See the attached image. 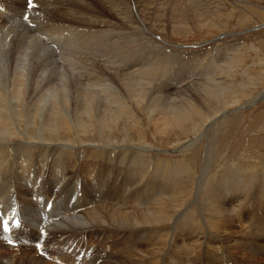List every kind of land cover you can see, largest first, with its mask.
<instances>
[{"label":"bare ground","instance_id":"bare-ground-1","mask_svg":"<svg viewBox=\"0 0 264 264\" xmlns=\"http://www.w3.org/2000/svg\"><path fill=\"white\" fill-rule=\"evenodd\" d=\"M167 1L168 0H136L138 8H141L139 9L140 18L138 17L140 23H142V13L146 8V6L144 8L142 3L149 5V9H154L152 18L157 21L163 14H169L170 20L179 23L181 21L185 22V20L191 18L193 20H199L209 12V8L206 7L204 1L196 5H193L194 0L181 1L183 5L175 9H171L170 7L168 9L166 6ZM0 2V17L2 14L6 15L7 5L12 8L13 12L17 9L19 13L22 9L33 8L28 6L27 0H0ZM32 2L35 6L42 2L57 14H53L48 22L44 21L45 24L40 23L42 18L39 20L41 25L40 27L38 25L39 28H37V31L40 33L39 36L43 38L44 45L39 41L41 37L38 35H30L26 41L27 38L24 37V35L27 36L28 32L23 31V37H17L19 38L17 42H15V38V40H12V43L3 39L6 43L3 42L0 46V226L4 227L5 222H7L8 225V216L15 210L16 215L14 218L25 217L28 220V225L35 230L34 233L37 234V231L42 233L46 231L49 237L60 238L65 236L64 238L68 241H73V245L76 244L74 255H76L81 263L94 261L97 264H203L196 251L197 249H205V243L202 244L203 241L200 242L199 239H196L202 232L200 234V230L198 231L195 225L194 211L192 213L191 209L186 205L189 197L191 198L193 196H191L190 193L182 192V190H176L175 183L179 181L177 180L179 176L178 173L181 174L182 172L176 171L178 168L176 169L175 164V168H168L166 165L169 164L167 163L164 165L165 162L162 163V161H160L162 157H159L158 151H154L152 146L147 142L138 141L136 144H121V146L109 145L107 147L97 142L94 145L86 146L84 143L86 141L83 140L84 138L82 139V137L86 136L84 134L87 128L85 129L84 126V128L80 126L81 120L79 119L81 115H83L84 118L91 119L95 114L96 122L99 124H97V126L105 128L109 126L110 121H112L111 123H115L122 118L123 114H129L126 111L128 107H126L124 103V98L126 96L117 99L118 97L116 98V96L120 94V92L115 89V93L109 81L113 80L118 82V84L121 85L120 89L123 91V94H127L129 99L132 96L137 97L135 100L142 104L144 99L150 98L152 96L150 93L154 91L156 94H159L162 99L166 100L170 92H177V89L180 90L184 88L186 85L184 81L186 83H191L194 80H192L193 77L190 79V74L193 69L183 68V70H181L184 71L183 76H179V73H177L173 77L167 71L168 66L163 59L165 65L162 63H160L161 67L158 65L162 75L157 74L159 71L157 70L158 67L156 68L154 66L157 65L162 58L159 57L156 59L154 57L153 59V57H148V55L142 56L138 54V51H136L137 48L134 47L136 44L133 46V39H129L130 33H132L134 28L130 26L132 25L130 22V14L128 12V7L124 3L126 0H32ZM154 3L156 4L154 5ZM199 4H203L202 6H204V8ZM160 5L162 8L159 7ZM133 6L135 7V4H133ZM167 11L168 13H166ZM23 12L24 11H22V13ZM32 12L33 11L26 13L31 14ZM96 18H99V20H96ZM110 20H114V22L118 21L115 23L116 25H114ZM14 22H16V20H7L4 27L1 22L0 35L3 32L5 35L9 36L8 32L12 31L14 28L12 27ZM36 24L37 21L35 25ZM35 25L33 26L35 27ZM38 37L40 38L38 41L41 44L37 42ZM117 38L122 40L116 41ZM36 44H38L37 47ZM6 45H10V51L3 53V49L8 47ZM54 49L59 52L57 57L62 64L65 62L70 68L74 65L75 56L80 52H82V55H85V57H87L88 54L91 57L96 51L102 52V54L107 57L108 62L113 61V64L119 65L121 68L118 66L116 67L120 68V70L115 68L113 72L109 70L110 68L108 66L106 70L103 68V70L110 75V79L105 80L106 82L104 83V85L109 87L105 88L104 96L109 97L108 99L110 102L117 104V107H115L116 109L113 108V110L109 106L107 107V105H109L105 103L107 101L100 107V102L98 103L100 99L99 95H97L98 92L96 94L93 92L94 88L97 86L96 84L100 82V78L98 77V73H95L93 69H90L93 72L87 71L85 73L84 79L81 78L83 81L81 84H83L82 87L84 90H75L78 87H74V91L72 90L73 97H71L70 100L71 90L69 91L68 83L71 81L66 82V73L61 71L62 73L59 75L58 79L54 76L57 80L50 77V66L57 61L56 55H53V52H51V50L54 51ZM48 50L50 52H48L46 59L42 57L43 59L38 61V63L37 61H33L32 58L39 60V56L47 53ZM79 58L80 56H78L76 60ZM95 58L96 60L99 59L97 57ZM192 58H195V56H192ZM102 59L104 61V58ZM157 60L158 62H156ZM187 63L190 64V66L195 64L193 59L183 64L187 65ZM229 63H232L231 60ZM207 67L209 68V66ZM8 68H10V70H8ZM66 68L68 69V66ZM227 72L228 71H226V73ZM218 75H220V73ZM201 79H199V81ZM211 79L212 78H210V80ZM202 82L205 83L204 81ZM151 86H157V89ZM216 86H219V84ZM37 87H41L43 91H37ZM229 88L231 89V86H229ZM205 89L206 96L203 98L209 97L207 95L211 94V90L207 89V87ZM220 90L222 91V89ZM233 90L230 91L233 93ZM217 91L219 90L217 89ZM185 92L186 91H184V93ZM113 93L114 95H111ZM196 97L194 98L196 99ZM178 99L184 100L181 96ZM10 100L14 103L8 105L7 101ZM148 101L153 103L154 100L148 99ZM184 101L186 102L173 104L171 109H166L167 111L161 109L162 107L156 109L151 106V110L149 111H152L153 115L151 116L147 113V116L150 118V121L154 122V126L158 133H165L167 130L179 128L181 134L188 125H191L192 129H201L204 128V126L209 123V120H212V117L216 114L214 113V115L212 114L213 116H210L209 113H206V109V114L202 115L200 112L196 113L195 109L191 107L189 99L187 98V100ZM198 101L199 99L197 102ZM17 103L18 105L14 107V104ZM167 105H169V103ZM10 111L12 112L11 114L15 116L26 114L24 117L28 118V121L31 122L36 118L39 120L38 117L41 116V126L35 129H21L19 126L17 127L18 124L13 126L15 122L13 118L15 116L13 115L14 117L12 118L6 113L9 112L10 115ZM66 117L68 118L67 121L71 122L70 124L66 121ZM195 118L199 119V123L203 125L202 127L199 123H195ZM22 119L24 121L25 118ZM28 124L30 125L33 123ZM197 125L199 126L198 128H196ZM22 126L24 127V124H22ZM211 128V124H209L207 129ZM102 129H99V131L103 135L104 129ZM79 134L82 136L79 137ZM71 136L73 137L72 139ZM99 140L103 141L102 136ZM154 155H156V157H154ZM207 165L202 173L204 176ZM188 168L190 169L191 167ZM25 177L27 178L25 179ZM21 181L28 182L26 191H23L22 186H20ZM180 182L182 181L180 180ZM186 182L187 181H185V183ZM190 183H194V181ZM246 185H248V187L250 186L249 184ZM182 187H184V185H182ZM188 187L190 188V186ZM253 191L254 194L251 196L253 205L257 210L264 211L263 183L254 186ZM249 192H247V188L241 184L239 177L234 173L228 176L227 179L221 180V182L217 184L215 190H208V193L205 194H195L197 198L193 201L199 203L203 202L204 205L202 204L201 206L203 209L202 211L209 212L208 209L212 208L214 214L217 216H211L212 212H210V216H206L207 212H205V215L202 216V221L207 224V226L204 224L205 231L211 233L213 229L212 231H214L215 234H221L226 238H229L232 232L238 234V238L235 241L233 240V244L230 243L231 241H229V244L226 241L219 240V245L213 247L215 243H212V241L216 238L212 236V233L211 235L208 233L210 236L204 233V239L209 240L206 245V252L204 251L202 255L206 257L211 255L212 258H210V261H213L212 263L210 261H205L206 263L204 262V264H226L227 261L225 257L227 258V255L225 251L227 245L229 247L231 245L235 246L236 249L243 248L244 251L246 250L250 253H260L262 251L250 248L246 243L244 244L243 241L241 242L239 237L242 231L240 229L238 231L231 230L230 225L232 224L229 225L230 227L225 224V221L231 217L230 215H232V217L233 215L235 216L236 212L241 209V206L239 207L240 209H236V207L240 205V201L243 200L242 197L244 194ZM207 196L209 200L204 199ZM206 200L208 201L204 203ZM56 205V211L60 212V210H63L64 214L61 215L58 213L53 219L50 218L51 214L41 217L35 212L36 207L44 209L45 207L49 208V206ZM251 206L252 204L250 208ZM42 214L43 213H41V215ZM203 214L204 213H201V215ZM41 223H43V226H38ZM234 226L237 227V225ZM49 228L55 231V233L49 235ZM164 229L166 230L164 231ZM66 236H68V238ZM91 243H93L92 246ZM86 244L89 248L85 247ZM68 246L69 243L63 240L58 244L57 250L66 249ZM200 246H202V248H200ZM209 247H212L213 250H210ZM173 248L182 249L184 251L180 256L182 258L176 256L174 253L175 251L172 250ZM219 260H221L220 263ZM11 262L10 259L3 261L4 264H11Z\"/></svg>","mask_w":264,"mask_h":264},{"label":"rangeland","instance_id":"rangeland-1","mask_svg":"<svg viewBox=\"0 0 264 264\" xmlns=\"http://www.w3.org/2000/svg\"><path fill=\"white\" fill-rule=\"evenodd\" d=\"M181 1L185 2L187 0H168L166 2V6L168 9H169V7L171 9L180 8L183 5V3H181ZM201 1H204L206 3V7L209 8L208 9L209 12H207L199 20H193L190 17L191 19L185 20V22L181 21L180 23L177 21H174V20H170L169 14L168 15L163 14V16H161V18L158 21L153 19L152 14H154V9H149V5H146L144 3H142L144 5V8L146 6V8L148 10L146 8L144 9V12L142 13V17H143L142 23H140V21H139L140 20L139 19L140 18L139 9H141V8H138L136 0L135 1L126 0V2L128 4L126 2H124L125 5L128 7V12L130 14V22L133 25V26L132 25H130V26H131V28H134L132 33H130L131 37L129 36V39L130 38L133 39V41L132 40L131 41L133 42V46L136 44L134 47L137 48L136 51H138V54H140L142 56L148 55V57H153V59H154V57L156 59L159 57L162 58V60H160L159 62H158V60L156 61V62H158L157 65L154 66L156 68L158 67V65H159V67H161L160 63L165 65L163 63V59H164V61H166V65L168 66L167 67L168 69L167 68L166 69L171 74V76H173V77L177 73H179V76H183L184 71H181V70H183V68L193 69L194 71L192 70V73L190 74V79L193 77L192 80L193 79L194 80L191 82L192 84L186 83L184 81V84H186L184 86V88H181L180 90L177 89L178 90V91L176 90L177 92H170L169 97L166 100L162 99V97L159 94H156L154 91V92L150 93V94H152V96L150 98H148V99L154 100L153 103H150L148 101V99L146 98V99H144L142 104L135 100L137 97L132 96L129 99V96H127V94H123V91L120 89L121 85H119L118 82L113 81V80L109 81L110 82L109 84L112 86V89L114 88V92L116 90L117 91L119 90V92H120V94L117 93L118 94L116 96V98L118 97L117 99H119V97L124 98L126 96L124 98L125 99L124 103L126 104V107H128L126 111L129 114H126V115L123 114L122 118L117 120L115 123H111L112 121H110L109 126L105 127V128H103L101 126H97L98 123L96 122L95 114H94L95 117L92 116L91 119L84 118V116L81 115L82 117L80 116L79 119L81 120V122H83V121L84 122L83 123L80 122V126L81 127L84 126L85 129L87 128L85 130V134H84L86 136L82 137V139L84 138L83 140L86 141V142H84L86 146L94 145L98 142V144H100L102 146H106V147L109 145L110 146L111 145L112 146H115V145L121 146V144H130V143L136 144V142L138 143V141L147 142L152 146L154 151H158L159 157L160 158L162 157L160 159V161H162V163L165 162L164 165H166V163H167V164H169V165H166L168 168H175L176 167V169L178 168L176 171L182 172L181 174L178 173V175H179L178 178H180V179L177 178V180H179V181H176L178 184L175 183L176 184V190H179V191L182 190V192H185L188 194L190 193V195L193 196L191 198L189 197V200L186 203V205L189 209H191L192 213L194 211L193 215L195 217V225L198 228V231L200 230L199 233L201 234V232H202V234L196 239H199L200 242L203 241L202 244L205 243V249H202V250L197 249L196 251L198 253V257L201 259L203 264L205 261L206 262L210 261L211 260L210 258H212L211 255L209 257L202 255L204 251L206 252V248H207L206 245H207L208 240H209V239L208 240L204 239V237H203V236H205L204 233L207 235H209V234L211 235V233H212L213 234L212 236L216 238V239H214V241H212V243H215L214 244L215 246L212 244L213 247H217L216 245H219V242H220L219 240H223L224 242L226 241L227 243H229V241H231L230 243L233 244V242L238 238V234H235V232L234 233L232 232L231 235L229 236V238H226V237H223L221 234H215L214 231H212L213 229L211 230V233H209L208 231H205L204 227H205V225L207 226V224H206V222L202 221L203 220L202 216H204L205 212H207V211H205V212L202 211L203 209L201 208V206H202L203 202L199 203L197 201H193L197 198L195 196V194L197 193L198 195H200V194L208 193V190H211V191L213 189L215 190L217 187V184H219L221 182V180L223 181L224 179H227L228 176H231L235 173V175H237L239 177V181H241V184L243 186H245V188H247V192H249V191L250 192L247 194H244V196L242 197L243 200L240 201V205H237L236 209L237 208L238 209L241 208V209L238 212H236L235 216L233 215V217H232V215H230L231 217L229 216L230 217L229 219L227 217L228 220L225 221L226 223L225 222L224 223L227 224L228 227L231 226L230 227L231 230L238 231L240 229L242 231V233H241L242 236L240 235V237H239V239H241V242L243 241V243L244 244L246 243L248 245V247L255 248L256 250H262L263 252L261 251L260 253H253V252L250 253V252H247L246 250L244 251L243 248L236 249L235 246L231 245L229 247L227 245L225 253H226L228 259L225 257V260L227 261L226 264H228V263L229 264L230 263H232V264H264V246H263L264 245V234H262V233H264V229H263L264 228V211L257 210V208L253 205L252 198H251L252 194H254L253 193L254 192L253 191L254 186H256L259 183H261V184L263 183V185H264V180H263L264 179L263 178L264 177L263 176L264 175L263 174L264 173V0H213V1L212 0H207V1H205V0H194L193 5H196V4L200 3ZM132 2H135V3H132ZM130 3H131V9H130ZM0 4H1V2H0ZM133 4H135V7L133 6ZM155 4L156 3H154V5ZM199 5L202 6L203 4H199ZM44 6H46V7H44ZM159 7L162 8L161 5ZM202 7L204 8V6H202ZM202 7H200V8H202ZM6 10H7V12H5L6 15L2 14L0 17V24L2 25V23H3V27H4L7 20H11V19L16 20V22H14V24L12 26V27H14L12 29V31L8 32L9 36L5 35L2 32V34L0 35L1 36L0 39L2 38L0 40V46H1V44H3V42L6 43L5 40H8L9 43H12V40L16 39L15 42H17V40L19 39L17 37L22 38L23 33L26 31L28 33L31 31L30 32L31 34L27 33V36L24 35V37L27 38L26 41L28 40V38H29L28 36H30V35H32V36L38 35L39 36L40 33L37 31V28L40 27V25H41L40 23L45 24V22H48V20L53 16V14H57L54 10H51V8L49 6L44 5V3H42V2L36 4V6L33 8H28V9L26 8L24 10L22 9L20 13L23 16L18 12L17 9L13 12L12 8L8 5L6 7ZM22 11H24V12L22 13ZM30 11H33V12L31 14L26 13V12H30ZM115 11H117V10H115ZM168 11L166 13H168ZM48 12H49V14H48ZM39 13H42V14H39ZM37 16H39V17H37ZM24 17H27V19H25ZM40 18H42L41 19L42 21H40V23H39ZM92 19H94V18H92ZM96 20H99V18L98 19L96 18ZM36 21H37V24H36L37 26L35 25ZM110 21L114 25H116L115 23L118 20L116 22H114V20H110ZM168 21H170V22H168ZM31 23H32V25H31ZM24 24H26V25H24ZM33 25H35V27ZM38 25H39V27H38ZM26 26H28V27H26ZM29 27H31V28H29ZM138 27H139V29H138ZM63 32H65V31H63ZM135 33H137V34H135ZM39 37H41V36H39ZM39 37L37 39V42L40 41L44 45L43 38L41 37V39H42L41 40ZM3 39H5V40H3ZM119 40H122V39H120V38L116 39V41H119ZM137 44H138V46H137ZM6 46H8V47H6V48L3 47V48H5V49H3V53L10 51V47H9L10 45H6ZM37 46H38V44H36V47ZM144 47H146V48H144ZM147 47L149 48V50ZM54 51L51 50V52H53V55H56V59H57L56 62L57 63L55 62L54 64H51V66H50V70H51L50 77H52V79L57 80L59 75L62 72L66 73V75H65L66 82L71 81L70 83H68L69 91L71 90L70 100H71V97H73L72 94H73V91L75 89L74 87H78L75 90H79V91L84 90V88L82 87L83 84H81V83H83L81 78L84 79L85 73L87 71L93 72L90 70V69H93L95 73H98V77L100 78L99 80L101 82V83L98 82L96 84L97 86L93 90L94 94H96L98 92L97 95H99V98H100L98 100V103L100 102L99 103L100 107H102V104L105 101H107L108 103L105 102L106 104H109V105H107V107L109 106L111 109H113V108L116 109L115 107H117V104H115L114 102H110V100L108 99L109 97L104 96L105 95L104 94L105 88L108 87V86L104 85V83L106 82L105 80L110 79V77H109L110 75H108L109 73H107L104 70L108 69V67L110 68L109 70L111 72H113V70H115V68L120 70L121 67L119 65L113 64V61H109V62H111V63H109L107 60V57H105L102 54V52L96 51V53H94L91 57L89 56V54L87 55V57H85V55L83 56L82 52H80L79 53L80 55L78 54L75 57L78 58V56H80L81 59L79 58L78 60H76V58H75L74 59L75 60L74 65L71 66V68H70V66L65 64V62H64V64H62V62L57 57V54L59 52H57V50H55V49H54ZM48 52H50V51L48 50L47 53L40 55L39 60L32 58L33 61H37V63H38V61L42 60L43 58L46 59ZM192 56H195V58H192ZM236 56H237V58H236ZM82 57H83V59H82ZM95 57H97L99 59L96 60ZM102 58H104V61ZM169 58H170V60H169ZM232 58H233V60H232ZM234 58H236V59H234ZM190 59L194 60V62H195L194 65L190 66V64H188V63H187V65L183 64L184 62H186ZM94 60H95V62H94ZM230 60L232 63H229ZM77 61H79V62H77ZM84 61H86V62H84ZM237 61L240 63H238ZM79 63H82V64H79ZM101 63H102V65H101ZM106 64H108V65H106ZM66 65L68 66V69L66 68L67 67ZM109 65H111V66H109ZM218 65H219V67H218ZM220 65H221V67H220ZM116 66H118L120 68H118ZM207 66H209V68ZM95 67H97V68H95ZM75 68H77V69H75ZM103 68H104V70H103ZM158 68H157V70H159V71L157 74L160 75L161 70H160V68L159 69ZM204 69L206 72L204 71ZM8 70H10V68H8ZM70 70H71V72H70ZM81 71L83 74L81 73ZM171 71H172V73H171ZM197 71H198V73H197ZM226 71H228V72L226 73ZM212 72H213V74H212ZM208 73H209V75H208ZM219 73H220V75H218ZM222 75H224V76H222ZM209 76H210V78H212L211 79L212 81L210 80ZM74 77H76V78H74ZM213 77H214V79H213ZM198 78L199 79L203 78V79H201L199 81ZM103 79H104V81H103ZM196 79H198V80H196ZM223 79H224V82H223ZM207 80H210V81H207ZM202 81H204L205 83H203ZM219 81H221V82H219ZM211 82H212V84H211ZM213 82H215V83H213ZM42 83H44V82H42ZM42 83H41V86H42ZM215 84L216 85L219 84V86H216ZM189 86L190 87L192 86V87L190 88ZM229 86H231V89L229 88ZM151 87H153V86H151ZM206 87H207V89L211 90L210 91L211 94L207 95L209 97L203 98L204 96H206V94H205V90H206L205 88ZM153 88L157 89V86H154ZM36 89H38L37 91H40L41 87H39V88L37 87ZM217 89L219 91H217ZM220 89H222V91ZM183 90L186 92L184 93ZM199 90H201V91H199ZM209 90H208V92H209ZM230 90L231 91L233 90V93ZM42 91H43V89L41 90V92ZM156 91L159 92L158 90H156ZM220 91H221V93H220ZM217 93H219V94H217ZM228 93H229V95H228ZM241 93L243 94V96ZM122 94H123V96H122ZM111 95H114V93ZM212 95H214V96H212ZM180 96H181V98H184V100H187V98L189 99V102L191 103L190 105H191V107H193V109H195L196 113L200 112V113H202V115L209 113L210 116L212 114L214 115V113H216V114L214 116L212 115L213 116L212 120L210 119L209 123H207V125H205L204 128L199 129L198 128L199 126L197 125L196 128H198L199 130L198 129H192L191 125L190 126L188 125L187 127H185V130L183 132H181V134H180L179 128H178L179 130L177 128L176 129L174 128V129L167 130V131L165 130L166 131L165 133H158L156 127L154 126V122L150 121V118H148V116H147V113H149V115H151V116L153 115L152 111H149V110H151V106L155 107L156 109L162 107L161 109H164V111H167L166 109H171L173 104L180 103V102L181 103L186 102L183 99L179 100L178 98H180ZM222 96H223V98H222ZM194 97H196V99ZM158 98H160V99H158ZM218 98H219V100H218ZM102 99H104V100H102ZM106 99H108V100H106ZM198 99H199V101H198L199 103L197 102ZM202 99H204L205 101ZM221 99H222V102H221ZM133 100H134V103H133ZM11 101L12 100L7 101L8 105L10 103H12V104L14 103L13 101L12 102ZM238 101L240 104L238 103ZM166 102H167V104L169 103V105H167ZM232 103H233V105H232ZM128 104L129 105L132 104L133 106L132 105L129 106ZM17 105H18V103L14 104V107H16ZM112 105H113V107H112ZM197 106H199V107H197ZM205 109L207 112L205 111ZM130 110L135 115H133ZM6 113L9 117L13 118L15 116L14 114H11L12 113L11 111H10L11 116L9 115V112H6ZM217 115H218V117H217ZM24 116H26V114L25 115L24 114L16 115L15 116L16 118L15 117L13 118L15 120V122L13 123V126H16L18 124L17 127L19 126V128H21V129H23V128L24 129H29V128L35 129V128H39L41 126V122H42L41 116L38 117L39 120L36 118L32 122L28 121V118H26ZM134 116H136V117H134ZM220 117H221V119H220ZM22 118H25L24 121ZM67 120H68V118L66 117V121ZM92 120H93V123H92ZM199 122H200L199 119L195 118V123L197 124ZM28 123H33V124L29 125ZM70 123L71 122H68V124H70ZM22 124H24V127L22 126ZM201 124H200V126L202 127L203 125H201ZM209 124H211V127H212L211 129H207ZM99 127H101V128H99ZM99 129L103 130V135L100 133ZM107 131H109V132H107ZM99 133H100V135H99ZM107 134H108V136H107ZM81 136L82 135L79 134V137H81ZM101 136H102L103 141L99 140V139H101ZM72 138L73 137L71 136V139ZM181 142L184 144H182ZM111 143H113V144H111ZM156 149H158V150H156ZM185 149H186V151H185ZM154 157H156V155H154ZM151 159L153 160L152 156H151ZM191 162H193V163H191ZM207 163H208V165H207ZM205 164L207 165V168H206L205 176H204V174H202V173H203L204 168L206 166ZM188 167H191L190 169L192 171ZM200 172H201V174H200ZM200 176H201V178H200ZM243 176H246V177H243ZM261 176H262V178H261ZM26 178L27 177H25V179ZM180 180L183 183L180 182ZM185 181H187V182L185 183ZM193 181L195 184L190 183ZM246 184H249L250 186L248 187V185H246ZM182 185H184V187H182ZM20 186H22L23 191H26L28 188V182H22L21 181ZM188 186H190V188ZM195 187H196V189H195ZM193 189H194V191H193ZM204 199L209 200L208 196ZM208 200L204 201V203L207 202ZM249 204L250 205L252 204L251 208H250ZM193 206H194V208H193ZM56 209H57V205L56 206H49V208L45 207L44 209L36 207L35 212L41 217H43L44 215L49 216L51 214L50 218L53 219L54 217H56L58 215V213H60L61 215L64 214L63 210H60V212H58V211H56ZM211 210H212V208L208 209L209 212L206 213V216H208V215L210 216V212H212L214 214L213 210L212 211ZM260 211H261V213H260ZM41 213H43V214L41 215ZM196 213H197V215H196ZM201 213H204V214L201 215ZM212 213H211V216H216L215 214L213 215ZM38 215H37V217H38ZM16 220L20 221V227L15 226ZM8 221H9V223L7 225V228H8L7 232L5 231V226L4 227L0 226V238H1L0 239V264L1 263L4 264L3 261H6V259L7 260L10 259L12 261L11 264H45V263L46 264H90V263L95 264L96 263L94 261H92V262L86 261V263H81L78 260V258L76 257V255H74L75 254L74 249H75L76 244L73 245V243H72L73 241H68L66 238H64L65 236H62L60 238L59 237H57V238L49 237L48 233L46 231H44L43 233L38 232V231H37V234L34 233L35 230L32 229L28 225V220L25 217L24 218L18 217L17 219H15L13 217V211L8 216ZM242 223H244V224H242ZM246 223L248 226L246 225ZM230 224H232V225H230ZM233 224L237 225V227L234 226ZM38 226H43V223H41ZM241 226H243V227H241ZM253 226H254V228H253ZM3 228H4V230H3ZM248 228H250V229H248ZM257 229H259V230H257ZM165 230L166 229H164V231ZM246 230H247V232H246ZM48 231H49V235L52 233H55V231H53L51 228H49ZM251 232H253V233H251ZM244 234H246V235H244ZM209 236H207V237H209ZM66 237L68 238V236H66ZM63 240H65L66 243H69V246L63 250L62 249L57 250L58 244H60L61 241H63ZM9 241H11V243H9ZM86 245H85V247H88V245L87 246ZM92 245H93V243H91V246ZM200 248H202V246H200ZM209 249L213 250L212 247H209ZM172 250L175 251L174 253L176 254V256L178 258H182V257H180L181 254H183V252H184L182 249L179 250L177 248H173ZM63 252H64V254H63ZM228 260H229V262H228ZM210 262L212 263L213 261H210ZM220 262H221V260H219V263Z\"/></svg>","mask_w":264,"mask_h":264},{"label":"snow or ice","instance_id":"snow-or-ice-1","mask_svg":"<svg viewBox=\"0 0 264 264\" xmlns=\"http://www.w3.org/2000/svg\"><path fill=\"white\" fill-rule=\"evenodd\" d=\"M27 4L28 6L30 7H34L35 5L33 4L32 0H27ZM25 19H27V17H24ZM16 215L15 213V210H13V217ZM15 226L16 227H20V221L19 220H16V223H15ZM5 231H8V228H7V222H5ZM9 243H11V241H9Z\"/></svg>","mask_w":264,"mask_h":264}]
</instances>
